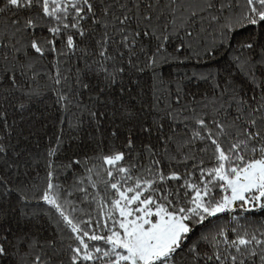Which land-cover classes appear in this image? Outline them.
Wrapping results in <instances>:
<instances>
[{
	"label": "snow or ice",
	"instance_id": "1",
	"mask_svg": "<svg viewBox=\"0 0 264 264\" xmlns=\"http://www.w3.org/2000/svg\"><path fill=\"white\" fill-rule=\"evenodd\" d=\"M260 35H264V0H0V41H4L0 85L7 81L9 93L23 90L19 73L28 84L25 94L30 99L42 95L32 82L40 75L36 65L46 61L50 71L44 75L50 84L45 88L55 96L54 103L62 113L70 112L73 104L81 113L78 118L72 113L74 121L61 116L54 143L50 139L40 154L47 169L44 187H31L33 197L54 211L61 236L70 233L68 243L29 239L26 264H264V229L249 233L233 227L230 237L229 230L220 227L192 240L195 228L209 218L237 209L264 210ZM222 50L231 54L251 96L234 81H225L222 89L219 83L214 85L220 91L210 101L212 115L209 103L202 111L182 104L183 89L177 83L172 91V72L166 74L165 69L193 58L213 60ZM140 74H146L149 82L146 90L140 86L133 94L124 86L125 76L131 82L132 75ZM89 76L95 78L94 84L86 80ZM204 78H211V73ZM117 84L119 92L113 95ZM85 90L88 104L75 99ZM116 104L121 118L129 122L141 115L147 120L145 113L153 112L159 119L140 125L149 140L139 149L132 129L117 147L119 133L114 129L107 151L101 133L99 141L91 137L100 148L95 157L60 165L85 166L87 176L75 187L84 194L83 202L97 205L95 215L79 209L85 219L75 215L78 209L71 192L55 182L57 165L52 158L62 150L65 123L70 133L78 134L86 116L88 126L95 125L99 133L103 120H112L108 106ZM25 107L20 104L18 110ZM8 128L7 113L0 111V129ZM7 151L0 137V159ZM24 154L18 152L16 159ZM85 181L96 190L90 200L89 187L81 186ZM0 189L10 191L2 174ZM19 192L26 200V189L19 186ZM7 243L0 237V257L8 255Z\"/></svg>",
	"mask_w": 264,
	"mask_h": 264
},
{
	"label": "trees",
	"instance_id": "2",
	"mask_svg": "<svg viewBox=\"0 0 264 264\" xmlns=\"http://www.w3.org/2000/svg\"><path fill=\"white\" fill-rule=\"evenodd\" d=\"M255 32L260 34L261 30L256 29ZM241 35L246 36L247 33H242ZM3 42L0 41V43ZM176 42L173 41L174 44ZM260 42L264 43V35H260ZM72 65H76L75 60L72 61ZM79 67H84L83 61L80 62ZM35 70L40 75L32 82V87L42 92L40 96L30 99L25 94L28 84L24 83V79L19 73L17 77L22 83L23 90H13L9 93L7 81H3L2 85H0V111H6L7 124L9 125L7 130L0 129V137H2V142L8 149L4 158L0 159V174L5 176L10 189V191L0 189V237L7 240L6 246L9 248L8 255L0 257V264H26L27 260L30 259L26 255L29 252V239L38 238L41 243L45 240L55 239L58 244L63 239L66 246L68 243L67 237L70 235V233L65 231L61 236L54 218V211L33 197L31 187L34 184L39 185L41 189L44 187L43 179L47 169L45 161L40 154L46 151L50 139L54 143V137L60 128L61 116H67L74 121L75 118L72 117V113H75L76 118L80 117L81 113L76 110L74 104L70 106V112L62 113L59 110V106L54 103L55 96L45 88L46 83L50 84L44 75V73L50 71L46 61L36 65ZM169 71L172 72V91L175 92L177 83L183 89L181 103L188 105L190 109L196 107L197 111L204 110L203 105L209 103V115L213 114L210 101L214 96H219L220 89L225 87V81H234L249 96L252 94L247 86L245 77L232 64L231 54L225 55L223 50L213 60H208L207 58L196 60L193 58L191 61H186L183 65L172 64L170 68L165 69L166 74ZM193 73H196L195 77L192 76ZM209 73H211V78L205 79L204 77H208ZM86 80L93 84L95 83V78L92 76L87 77ZM148 82L149 78L146 74H140L139 78L137 75H132L131 82L126 75L124 86L135 94L140 91V86H144L146 90ZM217 83H219L220 89L214 88ZM111 91L113 95H117L119 84L115 85ZM5 96H7L6 100L4 99ZM75 99L82 100L84 104H88L89 94L85 90L82 97L77 96ZM125 100L127 101V97H125ZM20 104L26 106L23 111L18 110ZM118 108L119 104L108 106L107 114L112 120L110 122L109 119H104L103 128L100 129L99 133L96 131L95 125L92 127L88 126L86 116L84 117L83 129L78 134L70 133L68 125L65 123L63 125L65 134L62 150L56 157L52 158L57 165L55 182L60 184L63 189L71 192L70 199L78 209L75 215L83 216L85 219L87 217L79 209L83 208L85 212H91L95 215L97 208L96 203L83 202L84 194L75 187L81 177L87 176L85 166L75 165L72 168H63L60 165H67L69 160L73 158L84 160L85 157H95L100 148H98L97 143L92 141L91 137L95 136L97 141H99L101 133L104 140L102 148L107 151L113 143L114 138L111 133L114 129L119 133V138L114 141L117 147L125 143L129 135V129H132L131 135L135 139L137 149H139L142 143H147L149 140L147 134L141 131L140 125L143 123L151 124L153 119H159L158 114L153 112L151 114L145 113L148 117L147 120H145L144 115H141L129 122L121 118L120 112L116 111ZM232 110L235 111V108ZM100 111L103 112L105 109L101 107ZM113 112H115V116H113ZM159 115H162V113ZM164 123L165 131L167 132L168 122L164 121ZM155 136L156 133L153 132V143H156ZM21 151L25 154L16 159V154ZM143 162L145 164L148 162L146 157ZM9 163L13 164L11 169L7 167ZM165 163L168 162L165 161ZM17 164L19 165L18 168L16 167ZM87 167H92V163H88ZM183 170L181 167L180 171ZM19 186L26 189V200H21ZM81 186L89 187V200L92 195L96 194V190L88 186L86 181ZM102 190L103 186H101V192ZM233 215L237 217L236 220H232ZM61 227L63 226L61 225ZM220 227H226L229 230L228 234L230 237H234L231 232L233 227L239 228L241 232L246 229L249 233L264 229V210L254 208L249 212L241 213L237 209L235 213H222L217 217L209 218L203 225L195 228L192 240H196L202 233L214 234ZM201 247L204 249L205 245L202 243Z\"/></svg>",
	"mask_w": 264,
	"mask_h": 264
}]
</instances>
